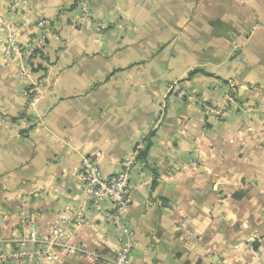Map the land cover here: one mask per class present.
Wrapping results in <instances>:
<instances>
[{"label": "crops", "instance_id": "1", "mask_svg": "<svg viewBox=\"0 0 264 264\" xmlns=\"http://www.w3.org/2000/svg\"><path fill=\"white\" fill-rule=\"evenodd\" d=\"M89 9L78 23L77 0H0V264H56L10 256L63 218L77 251L53 259L110 264L121 235L85 199L83 161L108 177L131 156L134 264H264V0ZM40 20L46 47L4 58L7 34L33 45Z\"/></svg>", "mask_w": 264, "mask_h": 264}, {"label": "built area", "instance_id": "2", "mask_svg": "<svg viewBox=\"0 0 264 264\" xmlns=\"http://www.w3.org/2000/svg\"><path fill=\"white\" fill-rule=\"evenodd\" d=\"M11 2V0H7ZM12 10L17 8V3L13 2L10 6ZM78 10V23H84L91 18L89 9V0H77ZM36 27L39 31L36 42L33 45L20 46L15 41L14 33L9 32L5 46L3 48L4 58L10 56H21L26 59L32 58L36 52L42 51L47 44L48 33L50 31L49 24L46 21L40 20L37 22ZM171 88V86H170ZM183 96V93H179V96ZM231 100V97H229ZM196 103L207 111H211L205 104L196 100ZM135 166L134 156L125 158L121 165L120 170L111 176H104L99 167L94 162L83 161L81 184L82 191L85 199L90 202L91 208L94 210L99 209L98 205L101 201L108 202L112 207V221L121 235L120 249L109 260L110 264H134L130 259V254L135 246V239L128 226L123 221V216L127 210L128 203L132 194V187L130 185V173ZM68 218H63L53 228L49 237L42 239L31 238L29 240L20 241L18 243V250L14 252L10 257L13 260H24L26 258L31 259L34 257L46 258L53 260L56 264H63V260L53 259L51 250L54 246L63 247L66 255L75 254L77 249L70 246L67 242L68 233L66 230V223ZM32 223V222H31ZM30 223V224H31ZM3 231V221L0 217V237ZM30 243L38 244L39 249L30 252L27 247ZM84 259L88 263H97L101 256L97 254L84 253Z\"/></svg>", "mask_w": 264, "mask_h": 264}, {"label": "rangeland", "instance_id": "3", "mask_svg": "<svg viewBox=\"0 0 264 264\" xmlns=\"http://www.w3.org/2000/svg\"><path fill=\"white\" fill-rule=\"evenodd\" d=\"M170 86H171V88H170ZM166 90H167V92H170V93H174V92H176V94L183 93L182 90L179 88V82H177V81L176 82L173 81V82L168 83Z\"/></svg>", "mask_w": 264, "mask_h": 264}]
</instances>
